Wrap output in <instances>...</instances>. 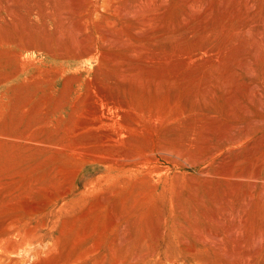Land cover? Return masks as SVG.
Masks as SVG:
<instances>
[{"label":"rangeland","instance_id":"1","mask_svg":"<svg viewBox=\"0 0 264 264\" xmlns=\"http://www.w3.org/2000/svg\"><path fill=\"white\" fill-rule=\"evenodd\" d=\"M173 262L264 264V0H0V264Z\"/></svg>","mask_w":264,"mask_h":264},{"label":"bare ground","instance_id":"2","mask_svg":"<svg viewBox=\"0 0 264 264\" xmlns=\"http://www.w3.org/2000/svg\"><path fill=\"white\" fill-rule=\"evenodd\" d=\"M228 27V26H227ZM227 27H226V29H227ZM230 28V27H229ZM218 30V29H217ZM221 30H222V28L220 29V32H221ZM230 30H231V28H230ZM227 31V30H226ZM232 31V30H231ZM219 32V31H218ZM229 32V31H228ZM208 33H210V32H208ZM215 33V32H214ZM214 33L212 34V36L214 35ZM217 33V32H216ZM211 34V33H210ZM209 34V35H210ZM228 36H231V35H229L228 34ZM228 38V37H227ZM230 38V37H229ZM226 40V39H225ZM224 40V41H225ZM229 40V39H228ZM210 41H212V39H210L209 40V42ZM223 41V42H224ZM230 43V42H229ZM223 46V45H222ZM226 46H228L229 47V45H226ZM217 49H218V47H217ZM200 51H201V53L203 52V53H205V55L207 56L208 55V57H210V61L213 59V60H217L218 61V58L220 59V57H221V55H224V52H225V54H226V47H223L222 49H218V50H216V49H208V50H205L204 48L203 49H199ZM234 52V51H233ZM205 56V57H206ZM227 56V55H226ZM197 57V56H196ZM203 57V56H202ZM193 58V57H192ZM201 58V57H200ZM193 60V59H192ZM199 60V59H198ZM207 60V58L205 59V61H204V59H203V61L205 62L204 64L206 65V67H208L209 68V70H208V72H211V70H210V68L212 67V63H209V61L207 62L206 61ZM235 60V59H234ZM195 62V61H194ZM202 63V62H201ZM234 63V62H233ZM198 64V63H197ZM200 64V63H199ZM217 64V63H216ZM205 65H202V66H205ZM214 66V65H213ZM220 66V65H219ZM200 67V66H199ZM236 67V66H235ZM213 68V67H212ZM211 68V69H212ZM215 68V67H214ZM213 68V69H214ZM217 68H219L218 67V65H217ZM217 68H215V69H217ZM212 69V70H213ZM214 69V70H215ZM234 69V68H233ZM204 70H206V69H204ZM203 70V71H204ZM221 69H219V71H220ZM218 71V72H219ZM227 71V70H226ZM207 72V71H206ZM207 72V73H208ZM203 75V74H202ZM210 76V75H209ZM220 76V75H219ZM227 76H228V74H227ZM230 76V75H229ZM217 77H218V75H217ZM222 77H223V75H222ZM222 77H221V79H222ZM209 79H211V78H209ZM215 79L217 80V78L215 77ZM218 79H219V77H218ZM226 79V78H225ZM230 81V80H229ZM228 81V82H229ZM221 82H223L222 80H221ZM226 82V81H225ZM220 83V82H219ZM223 85H224V83H223ZM227 87V86H226ZM207 90H208V88H207ZM261 105V104H260ZM262 106V105H261ZM261 106H259V107H261ZM99 113V112H98ZM95 116V115H94ZM97 117V116H96ZM85 124V123H84ZM85 126V125H84ZM83 127V126H82ZM249 132V131H248ZM108 137H109V135H108ZM111 137V136H110ZM249 137V136H248ZM263 137V136H262ZM104 138H106V136H104ZM111 138H113V136L111 137ZM111 138H109V139H111ZM108 139V138H107ZM107 139H105V140H107ZM236 139V138H235ZM103 140V139H102ZM234 140V139H233ZM250 139H248V141H249ZM262 140V139H261ZM111 141V140H110ZM113 141H114V139H113ZM229 140H227V142H228ZM260 141V140H259ZM98 142V141H97ZM107 143H108V141H106ZM231 142V141H230ZM236 142V141H235ZM246 142H247V140H246ZM233 143H234V141H233ZM257 143H258V141H257ZM103 144V143H102ZM241 144V143H240ZM245 144V143H244ZM259 145H260V143H258ZM242 145V144H241ZM240 147V146H239ZM251 148H252V146H251ZM214 202V201H213ZM246 206V205H245ZM228 213V212H227ZM214 218V217H213ZM230 218V217H229ZM220 222V221H219ZM232 226V225H231ZM223 227V226H222ZM193 228V227H192ZM191 228V229H192ZM182 229V228H181ZM239 229V228H238ZM240 230V229H239ZM236 232V231H235ZM242 232V231H241ZM192 233V232H191ZM225 234V233H224ZM193 235H196V234H194L193 233ZM217 236V235H216ZM235 236V235H234ZM196 237V236H195ZM210 237V236H209ZM213 237V236H212ZM218 237V236H217ZM216 238V237H215ZM233 238V237H232ZM199 239V238H198ZM182 241V240H181ZM236 241V240H235ZM213 242V241H212ZM182 243V242H181ZM213 244V243H212ZM209 245V244H208ZM215 245V244H214ZM212 247V246H211ZM217 248V247H216ZM223 248V247H222ZM193 251V250H192ZM220 251H221V249H220ZM224 251V250H223ZM222 251V252H223ZM154 252V251H153ZM190 252V251H189ZM195 254V253H194ZM225 254V253H224ZM228 254V253H227ZM193 255V254H192ZM206 260V259H205ZM198 261V260H197ZM196 261V262H197ZM193 263H194V260H193ZM202 263V262H201ZM171 264H176L175 262H173V263H171ZM196 264H198V263H196ZM206 264H207V262H206Z\"/></svg>","mask_w":264,"mask_h":264}]
</instances>
